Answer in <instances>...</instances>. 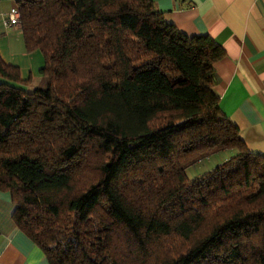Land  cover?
<instances>
[{
  "label": "trees",
  "instance_id": "16d2710c",
  "mask_svg": "<svg viewBox=\"0 0 264 264\" xmlns=\"http://www.w3.org/2000/svg\"><path fill=\"white\" fill-rule=\"evenodd\" d=\"M16 4L44 65L27 89L0 52V191L49 263L264 264V154L215 92L225 48L154 0Z\"/></svg>",
  "mask_w": 264,
  "mask_h": 264
},
{
  "label": "crops",
  "instance_id": "0c3cea01",
  "mask_svg": "<svg viewBox=\"0 0 264 264\" xmlns=\"http://www.w3.org/2000/svg\"><path fill=\"white\" fill-rule=\"evenodd\" d=\"M16 1L0 0V33L6 34L11 45L7 61L19 65L26 78V70L35 68L32 59L36 57L40 64L41 56L39 49L27 52L25 45L11 48L17 32H23L7 28L2 21L17 6ZM154 1L167 21L185 34H209L225 48L226 56L215 64V92L247 146L264 154V0ZM0 51L2 54L1 45ZM230 155L221 151L204 158L192 167V175L209 170ZM14 207L11 194L0 191V264H50L43 250L15 224Z\"/></svg>",
  "mask_w": 264,
  "mask_h": 264
},
{
  "label": "rangeland",
  "instance_id": "374dc122",
  "mask_svg": "<svg viewBox=\"0 0 264 264\" xmlns=\"http://www.w3.org/2000/svg\"><path fill=\"white\" fill-rule=\"evenodd\" d=\"M17 33H18V38L16 40H14V43H13V45L11 47L12 49L20 47L21 45H25L23 35L19 31ZM0 45H1L2 51H3V53L1 55H2L3 59L6 62H8L7 60H8L9 57H8L7 54L9 53L11 45H10V42L8 41V37H6L5 33H0ZM38 52H39L38 54H40V56H41L39 58L40 64H39L38 61H36V57H34V59H32V62H33V65L35 66V68L31 67V69L29 68V70H26L27 74H26L25 77L26 78H28L29 76L32 77L31 83L28 84L27 86H25V88H27V89H34L37 85H40V78H41L40 68L44 65V56H43L42 52L41 53H40V51H38ZM37 65L38 66L40 65L39 68L37 67ZM226 154H228V151H226ZM191 173H192V170L189 171V176L190 177H191Z\"/></svg>",
  "mask_w": 264,
  "mask_h": 264
},
{
  "label": "built area",
  "instance_id": "2783aa9c",
  "mask_svg": "<svg viewBox=\"0 0 264 264\" xmlns=\"http://www.w3.org/2000/svg\"><path fill=\"white\" fill-rule=\"evenodd\" d=\"M3 24L7 28H21V20L18 7H13L3 18Z\"/></svg>",
  "mask_w": 264,
  "mask_h": 264
}]
</instances>
